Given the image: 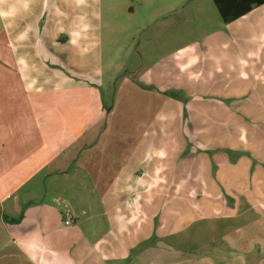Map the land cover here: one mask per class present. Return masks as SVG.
Here are the masks:
<instances>
[{
  "label": "crops",
  "instance_id": "1",
  "mask_svg": "<svg viewBox=\"0 0 264 264\" xmlns=\"http://www.w3.org/2000/svg\"><path fill=\"white\" fill-rule=\"evenodd\" d=\"M119 1L0 0V264H264V225L189 230L250 207L264 222V3L113 88Z\"/></svg>",
  "mask_w": 264,
  "mask_h": 264
},
{
  "label": "rangeland",
  "instance_id": "2",
  "mask_svg": "<svg viewBox=\"0 0 264 264\" xmlns=\"http://www.w3.org/2000/svg\"><path fill=\"white\" fill-rule=\"evenodd\" d=\"M177 4L180 5L179 9H171ZM221 20L213 0H120L114 10H107L105 24L102 26V80L107 84L112 82L113 88H117L125 77H139L165 57L182 59L185 55L193 53L196 48L201 53L204 39L219 28L216 23ZM185 75L193 82L197 80L190 71ZM107 91H110V88ZM183 91L170 89L171 96L186 103L189 95ZM237 97L234 96L231 100ZM192 99L197 104L209 100L219 106L230 100L226 96L218 95L215 98L203 94H196ZM194 112L203 114L204 120L217 118L222 113L207 110ZM187 117L189 118V115ZM238 129L241 128H232L234 137H238ZM244 129L246 132L249 130L247 127ZM241 210L242 207L233 208L234 214L237 211L240 214ZM261 220L257 208L250 207L248 212L237 216L231 222L206 220L189 230L199 228L201 232H210L208 226L213 223L215 228L217 226L223 233L226 226L228 229H238L248 224L251 233H258L264 225ZM239 241L250 244V247H256L257 243H260L257 235ZM202 249L195 247L194 252L199 253Z\"/></svg>",
  "mask_w": 264,
  "mask_h": 264
},
{
  "label": "trees",
  "instance_id": "3",
  "mask_svg": "<svg viewBox=\"0 0 264 264\" xmlns=\"http://www.w3.org/2000/svg\"><path fill=\"white\" fill-rule=\"evenodd\" d=\"M218 11L225 22L233 21L248 12L255 6L264 3V0H213ZM1 212V207H0ZM4 218L8 221H19L20 219H10L7 215Z\"/></svg>",
  "mask_w": 264,
  "mask_h": 264
},
{
  "label": "built area",
  "instance_id": "4",
  "mask_svg": "<svg viewBox=\"0 0 264 264\" xmlns=\"http://www.w3.org/2000/svg\"><path fill=\"white\" fill-rule=\"evenodd\" d=\"M66 225H70L73 222V217L70 213H67L66 219L64 220Z\"/></svg>",
  "mask_w": 264,
  "mask_h": 264
}]
</instances>
